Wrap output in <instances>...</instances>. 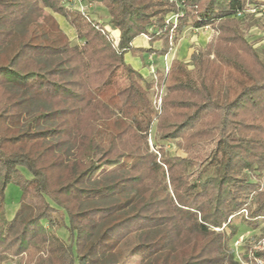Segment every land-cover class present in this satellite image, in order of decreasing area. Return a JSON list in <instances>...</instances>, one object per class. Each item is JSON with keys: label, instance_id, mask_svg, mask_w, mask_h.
<instances>
[{"label": "trees", "instance_id": "16d2710c", "mask_svg": "<svg viewBox=\"0 0 264 264\" xmlns=\"http://www.w3.org/2000/svg\"><path fill=\"white\" fill-rule=\"evenodd\" d=\"M82 1L105 7L117 41L62 0H0V264H238L229 218L264 219V57L246 38L258 19L241 18L264 0ZM187 26L212 29L187 62L147 79L125 60L167 55ZM172 140L184 157L159 144Z\"/></svg>", "mask_w": 264, "mask_h": 264}, {"label": "rangeland", "instance_id": "374dc122", "mask_svg": "<svg viewBox=\"0 0 264 264\" xmlns=\"http://www.w3.org/2000/svg\"><path fill=\"white\" fill-rule=\"evenodd\" d=\"M76 7L82 8V10L86 13L92 15L94 19H98L99 21L106 23V13L105 9L102 8L99 4H91L86 3L85 1H81V3L76 4ZM244 16L243 23H247L250 21V17L254 19H258V24H251L246 31V38L253 43V46L260 53L261 57H264V6L262 7H252L248 6L247 10L243 12ZM56 15V14H55ZM242 15V14H241ZM56 19L60 25V27L66 32L68 35L71 44H79L81 41L75 37V32L73 30L67 29V24L60 16L56 15ZM105 28L110 32L111 36L117 41L118 34L115 35L113 32L115 29H112L109 24H105ZM212 34V29L208 26H204L201 28H192L191 26H187L181 34H179V38L175 41V47L184 42V48L181 55V59L190 57L191 52L197 46L204 45L210 38ZM182 38V39H181ZM183 43V44H184ZM174 51V50H173ZM172 51V52H173ZM176 55H178V47L176 51ZM169 56L163 58L156 57H148V62L151 64L148 70V77H155L156 72L166 73V68L168 69ZM165 89L162 88L161 93H164ZM151 97V95H150ZM158 100V99H157ZM155 104V103H154ZM160 104V102H159ZM157 107L158 101L156 102ZM156 107V108H157ZM153 137H154V125H152L149 132V145L151 148L153 147ZM165 147V151L170 155H178L185 156L186 154L176 146L175 140L172 141H162ZM159 153L157 156L159 157ZM22 172L25 176H29L28 171L25 168H21ZM264 173V171H263ZM259 179H263V175L259 176ZM21 195L20 188L15 184H8L5 189V212L8 218H11L18 206V201ZM247 217V210L242 209L238 214L234 215L230 219V224L235 229V233L229 239L228 245L233 249L234 258L236 259L238 264H249V259L253 257L254 251L264 249V244L261 249L257 248L258 243L264 240V219H259L258 225L255 227L248 226L244 218ZM228 219V220H229ZM227 232H229V228L227 226L224 227ZM57 234L64 240L68 241V232L65 228L57 229ZM255 259V258H254ZM258 264H261V259H255ZM142 259L139 257H132L131 255H127L122 258L119 264H141ZM1 264H18V259L14 256L7 255L6 258L1 262Z\"/></svg>", "mask_w": 264, "mask_h": 264}, {"label": "crops", "instance_id": "0c3cea01", "mask_svg": "<svg viewBox=\"0 0 264 264\" xmlns=\"http://www.w3.org/2000/svg\"><path fill=\"white\" fill-rule=\"evenodd\" d=\"M102 8H104L105 9V7L104 6H102L101 4H99ZM105 13H106V9H105ZM56 13H54V16H55V18H57L56 17V15H58V16H60L61 18H63V20L65 21V23L67 24V29H69V30H73L74 31V29H73V27L72 26H70V24L68 23V21L63 17V16H61V15H59V14H56ZM113 32H115V35H119V31L117 30V29H115ZM182 39V38H181ZM182 41V40H181ZM181 41L179 42L180 43V45L178 44V55H176V51H177V47H175V49H174V47L171 49V51L167 54V55H165V57H167V56H169V59H168V62H169V64H170V62H171V60L173 59V58H177V59H180V60H182V61H186L187 60V58H183V59H181V55H182V52H183V48H184V45H185V43L184 42H182L181 43ZM184 43V44H183ZM133 44L135 45V46H141V47H147L148 46V40H147V38L146 37H144V36H140V37H137L136 39H134V41H133ZM160 44H161V42L160 41H155L154 43H153V46L155 47V48H159L160 47ZM174 50V51H173ZM173 51V52H172ZM156 57V58H163L164 56H157V55H150V54H147V53H143V54H141V55H139V56H132L131 55V53L130 52H127V53H125V60L128 62V63H130L135 69H138L139 71H140V73L145 77V78H147L149 75H148V70H149V66L151 65V64H149V62H148V57ZM188 60H189V57H188Z\"/></svg>", "mask_w": 264, "mask_h": 264}, {"label": "built area", "instance_id": "2783aa9c", "mask_svg": "<svg viewBox=\"0 0 264 264\" xmlns=\"http://www.w3.org/2000/svg\"><path fill=\"white\" fill-rule=\"evenodd\" d=\"M81 1L82 0H62V2L66 5V7L70 8V9H77V10H80V11L84 12L82 10V8L76 7V4L81 3ZM170 1L175 2V4L177 6H182L183 5V0H170ZM241 14H242V12L238 13V15H241ZM182 15H183V11L179 10L178 13L170 14L167 17V20H175L178 16H182ZM166 71H167V68H166ZM157 101H158V105H159L160 98ZM263 244H264V240L261 242V244L258 243L257 248L261 249Z\"/></svg>", "mask_w": 264, "mask_h": 264}]
</instances>
